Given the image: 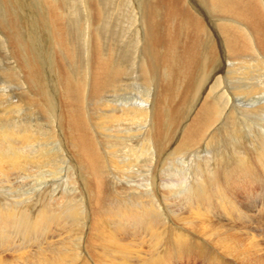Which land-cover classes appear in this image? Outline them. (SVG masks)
Wrapping results in <instances>:
<instances>
[{
  "label": "bare ground",
  "instance_id": "6f19581e",
  "mask_svg": "<svg viewBox=\"0 0 264 264\" xmlns=\"http://www.w3.org/2000/svg\"><path fill=\"white\" fill-rule=\"evenodd\" d=\"M42 1L43 0L39 1L40 4ZM132 1L135 2L136 9L132 11L131 7L125 11L122 9L123 13H121L122 16L123 14L127 15L128 13L130 15L131 13L132 17H130L132 20L134 19V26L136 23L138 24V27L136 28L138 31L133 32V38L132 40L130 39L132 41V46H129L130 49L127 47L126 48L128 50H125V47V49L123 47L120 48L122 36L118 39L116 31L112 32V39L100 36L101 40L104 38L105 40L113 41L114 38L115 42L110 44L108 47H102L99 38L96 43L94 41L87 43L86 47L90 51L89 56L91 57V60L94 59L93 62H89L91 67V76L89 81L86 77H84V81H81V79L77 80L76 76L78 77V73H71L70 76L66 75L64 78V87H62L65 95L63 102L64 107L59 114L62 115L65 113L64 116L65 119L67 118V128L71 129V131L73 130L75 134L70 135L72 136L70 139L62 140V143L60 140L61 138L59 137L60 139L58 140L60 141L58 143L59 145L60 143L62 144L60 152H62L63 155L65 153L69 161L63 160V158L60 157V162H58L59 157L52 158L48 156V145L54 143L53 140V143L52 141L51 143H47L45 141H50L51 138H53L50 133H47L50 137L46 136V134H41L42 130L36 131L34 129L31 130L27 126L25 127L22 123V118L17 116H7L8 121L6 122L12 123L2 126L4 121H0V175L7 182L12 180L16 183H20L21 181L28 182L31 181L29 179L44 181L45 178H48L44 174L41 175L44 168H48L50 170V175L48 176L53 178L54 176L59 175L58 173L60 169V172H63L65 167H68L69 165L75 172L74 176L77 178L76 183L80 185L79 190L84 195L85 203L88 195L90 194L89 202H91V204H86L88 208L87 215L91 216V212L98 215L96 219V226L98 227L97 239L100 242L99 249H104V252H106L108 257L106 264H108V262L111 264H138V261L136 260L137 258L134 256L138 253L136 248V252H134L133 249L131 251V248H134L132 246L133 244H130L134 240H132L131 236H134L133 238L138 239V241H145L146 237L150 240L153 256L150 254L151 258L148 259L147 262L145 260V262H142L141 264H164L173 253H177L178 255H188L195 252L200 255V253H206L205 251H207V247L215 244L216 242L219 246H224L226 252L233 260H241L243 263L244 261L245 263L250 261V264H257L254 262L256 260H253L252 255L249 254L251 253V250L249 249L251 245L247 244L249 241H244L235 234L237 226H228L221 222L217 223L213 215H208L207 213H205V215L198 214L195 212H201L200 210L202 208L205 209V207L213 208L214 205H216V202L219 201L217 204L222 210L227 212V217H232L234 215L239 217H249L251 215L250 214L248 216V212L244 213L241 205L239 204L240 206H238L237 200L233 198L232 195H228V191H231L229 183H233L235 187H239L236 190H243L242 185L240 184L241 180H249L250 182H253L259 179V172L264 175V130H261L264 129V125L259 124L261 122L260 117L264 116V99L262 100V103L260 101H258L257 105L255 103V106L249 105L245 107V109L253 110L252 113L258 116L259 122H255V120L251 119L248 114L249 120L245 119L246 121L235 118V112L241 108H239V104L234 105L233 110L229 108L230 101L225 100L227 88L226 90L221 89L222 92L219 97H213L211 98L212 100H210V97H207L202 103L199 104L198 102V104L192 109V111H194L193 115H186L183 108L187 109L188 103H190L192 99L195 100L197 98L195 97L197 94L200 95L201 92H205V88L209 86L210 82H212V87H210L209 94L212 95V92L220 89L221 80H227V72V75L229 74L231 80L236 78L237 80L242 81V84L240 83L241 86L246 85V87H249L246 89L239 88L238 92L245 91L248 93V96H255L264 92V88L262 90V88L255 84L253 80L262 79L264 85L263 66L261 65L262 68L260 69H256V67V70H251L255 64H253L252 67H249L248 64L251 60L254 61L257 59L258 64L264 65L262 61V59H264V8L262 6V0H207L217 15L214 16L213 21L211 20V24L207 22V19H204L201 13L198 12L192 4L189 5L188 0ZM43 2L44 5L46 4L49 6L48 8L52 12V17L53 13L58 15L57 11L59 8L55 1L50 0V4L48 0ZM85 2L86 12L90 13L93 18L92 12L88 7L89 0H85ZM12 4L18 7L20 12L24 15L26 13L24 8L20 7L19 3H13V0H0L1 13L7 20L10 19V23L7 24V31H10L13 27V30L18 29L15 28L12 23L11 17H14L13 10H15ZM103 8L105 7L103 6ZM98 12L101 13V11ZM101 15L102 13L99 16ZM210 16L212 15L210 14ZM120 18L122 17L120 16ZM52 19L55 30L57 29L59 32L56 36L57 47L63 51V55L67 56L74 66L76 65L75 67H78L79 70L82 69L83 66L78 60L80 57H77L78 50L76 51V48H73L76 45L73 41H71L73 38L70 39L68 33L63 31L60 25L56 23L54 17ZM129 20V18L125 20L124 24L128 25ZM213 24L217 27L218 34L213 29ZM116 26L114 29H118ZM65 28L67 29V27ZM136 33L143 36V46L138 49L141 50L142 59L140 57L139 58L141 60L138 57L134 59V61H138L137 67L139 69V77L137 78L138 81L141 82L144 89L147 87L152 89V94L149 92V97H147L146 100H143L140 98L144 97L142 96V90H139L140 94L137 98L140 101L134 100L135 102L132 103V101L129 102V100L121 105L123 110L119 113L111 111L109 114H103V109L101 110V108L105 105L100 104V109L95 112V115L92 112L89 113V119L91 120L90 122H95L93 125L98 127L100 129L99 131L103 132L108 131L111 127L126 128L124 131L122 130V132H120L124 136V138H121V136L120 139L127 142V149L129 150V154L132 158L131 160L133 161L125 165L117 162V144H111V146H109V152L107 150L106 152H108L107 158L111 169L122 174L124 172H129L133 177L142 173L140 169L143 166L140 165L141 161L145 158H150L152 163L155 162L156 164V162L159 163L160 157L165 154L166 148L164 149V143H167V141L164 140L162 132L164 121L169 120L168 122L172 126L179 124L182 126L185 124L177 147L172 149L169 153V156L172 159L171 161H177L180 163L181 170H174V173H178L180 175V179H177L176 181L179 187H177V190L173 191V187L171 189L164 186L162 190H166V192L164 191V193H160L159 190V195L155 194L154 197L152 196V198H150L149 196L144 200L142 192H146L148 194V192L152 189L150 186L153 188L156 187L155 190L159 189L160 186L158 181L149 183V180H143L141 185H139L141 186L139 188L129 179L132 177L127 175V173L125 177H120V189L129 188L130 190H133L135 194L129 196L128 199L125 198L126 200L121 201L119 199L109 201L107 196L112 193L106 190V180L108 177H104L106 174L105 166L107 161L104 160V156L96 145L95 139L97 137L94 139L91 135V130L85 119L86 114H84L85 112L82 102L83 98L96 97L98 98L99 103H102L100 97L103 93L106 91L114 92L116 87L119 88L121 86L120 84L123 83V79L127 76L125 75L127 69L130 71L131 68L132 71V65L129 63H131V55L134 56L132 51L135 50L136 47H134V45H136ZM220 41L221 43L223 42L222 46ZM115 43L118 48L117 52ZM49 45L50 47L52 46L50 43ZM256 51L261 54L262 59L257 57ZM81 53L83 52L81 51ZM12 54L14 55V53ZM39 59L41 60V58ZM239 59H242L243 61H239ZM123 60L125 64L127 63L126 66L124 64L121 66L120 62L122 63ZM236 61L239 62L236 63ZM134 64L136 65V62ZM250 65H252V63H250ZM38 68L39 64H36V66L34 65L31 67L30 71L27 72L29 75L32 74V77L38 81L37 86L39 96H44L46 100L55 102V88L51 89L47 85L48 80L45 73L48 72V69L46 68L45 72H43L40 68ZM128 74L130 75V73ZM37 75H41L42 78ZM245 81H248L247 84H245ZM44 83L46 84L44 85ZM57 91H59V89ZM198 98L200 99L201 97ZM59 100H62V98H59ZM32 105H34V103L29 105V107H31L30 112H28L29 114L34 110L32 109ZM19 106L15 105L13 109L9 110V113L13 111L19 113L20 110L22 111V107ZM39 106L45 109L43 103L39 102ZM164 109L167 110V113L164 112ZM239 112L237 113L239 114ZM223 114L226 116L225 121L223 120L224 124H221L220 127L218 126L219 128L217 130L214 129L213 132L209 134V131L220 122ZM57 118L61 117L59 116ZM247 120L252 121V124L249 125ZM15 121L17 122V125ZM61 122H63V119H61ZM180 126L178 127L181 128ZM257 132L260 133V138L252 136H256ZM206 136H209V143L211 145L207 143V149L205 151L200 152L199 149L197 151V148H200L201 150L200 145L203 144V140ZM133 139L142 140L141 144H139L137 148H135L133 143L132 146L134 147H129V143H131ZM124 145L125 144H121L120 148ZM35 149L38 151L35 152ZM126 153L128 154V152ZM189 154L190 156H188ZM118 156L120 157L121 154ZM127 156L128 155H126L125 158H128ZM171 161L169 160L167 162ZM132 162L137 164L140 163L139 166L141 168L137 167V164H130ZM152 163L150 162L149 164L151 165ZM196 163H202L203 165H199L198 168L194 169L193 165H196ZM150 165H146L144 167ZM82 173L87 174L90 178L87 180L86 178L88 176L86 175L85 177ZM115 175L113 177H116ZM175 175H171L170 173V178H175ZM161 176L163 175L161 174ZM68 177H66V179H69ZM159 178L161 177L159 176ZM263 178L264 177L261 179ZM63 179L62 181H64ZM73 181L74 179L71 177V183ZM193 181H197V183ZM53 184L51 186H53ZM67 186L69 187V185ZM73 186L75 188V185ZM161 186L163 187V185ZM167 191H171L173 193ZM127 192L128 191H126V193ZM167 195H172L174 198H181L184 200L183 202L188 203L187 206H189V209H187L188 212H190L192 219L189 220L191 217H188L185 218V220L189 222L188 225H191L190 228H192V230L187 231L183 227L177 225L178 223L170 219H164L163 211L161 212V208L163 209L164 207L163 205L160 206L158 204L160 203V199ZM231 197L234 200L233 202L229 199ZM16 198L18 199L17 196ZM19 198L21 199V197ZM74 198L78 199V196L77 198L74 196ZM105 198L108 199V201H106ZM10 204H6L5 201L4 203L0 201V249L8 250L12 253H14L13 251L15 250L18 251V254L15 256L16 259H19V262L15 261V264H79V262H82V257L80 260L79 256L76 254L75 245L77 244L78 239L76 230L83 222V208L72 206L69 201L65 207L61 204L63 209L60 210L59 208L60 212L56 209V207H54V204L51 205L49 203L40 204L38 207L35 206L34 208ZM176 204L177 203H175V206ZM195 222L198 225L194 224ZM195 226L201 227L204 231L207 230V232H203L202 234H205V238H208L209 240H203L194 235L193 231L198 229H196ZM89 228L90 223L87 224V229ZM208 231H212L213 234L209 235ZM64 235L67 236L63 238ZM14 237L18 238L14 239ZM19 239H21L22 242L18 241ZM53 241H56L57 243L55 244L60 246H53ZM241 241H244L247 246ZM166 244L171 246L170 250H163V247ZM28 248H32V252H28ZM218 248L219 247H217V249ZM27 249L28 251H26ZM96 250L97 248L93 251ZM161 252L164 256H161ZM90 254V256H92V253ZM85 257H88L87 253ZM203 260H205V256ZM212 262H219V260L213 259ZM220 264L222 263L220 262Z\"/></svg>",
  "mask_w": 264,
  "mask_h": 264
},
{
  "label": "rangeland",
  "instance_id": "374dc122",
  "mask_svg": "<svg viewBox=\"0 0 264 264\" xmlns=\"http://www.w3.org/2000/svg\"><path fill=\"white\" fill-rule=\"evenodd\" d=\"M39 1L40 0H13V3H19L20 7H23L25 12H26L25 15H24L23 13L20 12L18 7L14 6L12 4V6L15 8V10H13L14 17H11V18H12V23L15 26V28H18L17 30L16 29L13 30V28H14L13 27L10 31H7V29H8L7 28V24L10 23V19L7 20L6 17H4L3 14L0 11V121H4L2 126L9 125L12 122H10V123L6 122V121H8L7 120V118H8L7 116H11V117L17 116L19 118H22V120H23L22 123H23V125L25 127L27 126L31 130L34 129L36 131L42 130L41 134H44V135L46 134V136H49V137H50V135H52V137L54 139L51 138L50 141L49 140H45L47 143L48 142L51 143L52 140L54 141V143L52 141L53 144H49L48 145L49 151L48 152L46 151L48 156L52 157V158L59 157L58 158V162H60V160H59L60 157H62L63 160H68L69 161V159L65 155V153L63 155V153L60 152L61 151L60 148H62V144H61L62 140L70 139V137H72L70 135H74L75 134L73 132V130L71 131V129L67 128L68 125L66 124V119L67 118L65 119V116H64L65 113L62 114V115L59 114V113H61V111L63 110V107H64L63 106V102H64L65 95H64V92L62 90V87H64L63 86L64 85L63 84L64 80H65L64 78H65L66 75L70 76L71 73H78L79 74L78 77L76 76L77 80L81 79V81H84V77H86V79H88V81H89V78L91 76L90 63H91V61L93 62L94 59L91 60V57L89 56L90 55V51L86 47L87 43L91 42V41L92 42L94 41L96 43L98 38H99L100 42H101V46L102 47H108L110 44H113L115 42L114 38H113V41L105 40L104 38L101 40L100 36L101 37H109L110 39H112V32L116 31L117 34H118V37H117L118 39L122 36L121 42H120V48H122V47L126 48L127 47L128 49H130L129 46H132V41L131 40H132L133 35H134L133 32L138 31L136 29L138 27V24L136 23V25L134 26V24H133L134 23V19L133 20L131 19V17H132L131 13H130V15L128 13H127V15L123 14V16H122L121 13H123V10L125 11L126 9H128L130 7H131V11L135 10L136 9L135 8V2H133L132 0H99V1L98 0H89L88 7L90 8V11L92 12V15H93V18H92L90 13L86 12V2H85V0H60V1L59 0H53V1L56 2L57 6L59 8L58 11H57L58 15L53 13V17L55 18L56 23L60 25V27L63 29L64 32L66 31L65 33H68V36L70 37V39L73 38V39H71V41H73V43L76 44L73 48H76V51L78 50L77 51V54H78L77 57H80V59L78 58V60L81 62V65L83 66L82 69L79 70L78 67H75L76 65L74 66V64L71 63L70 59H68L67 56L63 55V51H61V49H59L57 47V38H56V36L58 35L59 32L57 31V29L55 30V28H54L53 19H52L53 18L52 17V12L48 8L49 7L48 5H46V4L44 5L43 4L44 3L43 1H45V0H43L41 2V4H40ZM48 2L50 4V0H48ZM188 2H189V5L192 4L193 7H195L198 10V12L201 13V15L204 17V19L205 20L207 19V22H209L210 24H211V20L212 21L214 20V16H217L215 14V12L213 11V9L211 8V6H210V4H209V2L207 0H191V1L188 0ZM109 3H110V6H109ZM31 6H32V8H31ZM45 6H46L47 9L45 8ZM103 6L105 8H103ZM262 6L264 8V0H262ZM107 7H110V8H107ZM120 9H121V12H120ZM98 11H101V13H102L101 16H99L101 13H99ZM96 12H97V14H96ZM129 12H130V10H129ZM210 14L212 16H210ZM119 15L122 18H120ZM118 16H119V18H118ZM205 17H207V18H205ZM29 18H30V20H29ZM128 18L130 19L129 20V24L125 25L124 24L125 20H127ZM19 19H21V20H19ZM96 19L97 20L99 19V20L97 21ZM123 24H124V26H123ZM106 25H107L108 29L106 28ZM120 25H121V27H120ZM64 26L67 27V29ZM115 26L118 27V29H114ZM213 26H214V24H213ZM125 28H127V29H125ZM213 29L218 34L217 27L214 26ZM136 37H137L136 41H135L136 45H134V47L135 46L136 47H135V50L132 51V54H134L135 57L133 55H131L132 56V57H130L131 63H129V64L132 65V71H131V68H130V71H129V69H127L126 74H125L127 76L123 79L124 81H123V83L120 84L121 86L119 88L116 87V89L114 87H112V88L115 89L114 92L106 91L105 93H103L102 96L100 97V99L102 100V103H99L98 98H96V97L83 98V102H82L83 108H84V112H85L84 114H86V118L85 119L88 122V126H89V128L91 130L90 131L91 135L93 136L94 139L97 137L95 139L96 145L100 149L102 155L104 156V160L107 161L106 162V166H105L106 167V174H105L104 177L105 178L108 177L107 178L108 181L106 180V182H107V189L106 190L110 191L112 193V194L107 196L109 201L110 200L111 201H113V200L115 201V200H119V199L121 201L122 200H126V199L129 198V196H132L133 194H135V192L133 190H130L129 188L120 189L119 180L121 178H123V176L125 177L127 173H128L127 175H130L132 177V178H129V179L131 181H133L134 184L137 185V187H139V188L141 187L139 185H141L143 180H149V183L150 182L154 183V182L158 181V184L160 186L159 189L155 190L156 187L153 188L152 186H150L152 188V189L150 188L152 192L150 191V192H148V194L146 192H142V194L144 195L143 196L144 200L146 198H148L149 196H150V198H152V196L154 197L155 194L159 195V190H160V193H164V191L166 192V190H162V188H164V186L169 187L171 189L173 187V191L177 190L178 189L177 187H179L176 181H177V179H180V175L178 173H174V170L175 169L177 171L181 170L180 163L177 162V161H171L172 159L169 156V153L172 151V149H175L177 147V145L179 143V140H180L179 138L181 137V134H182V131H183L182 129H183L185 124L182 125V126H180V124L172 126L168 122L169 120H165L164 121V126L162 128V132H163V135H164V140H166L167 143H164V149L166 148L165 149V154H163V156L160 157V161H161V158H162V161L161 162L159 161V163L156 162V164H155V162L152 163L150 158H145L144 160H146V161H144V160L141 161V165H140V163L139 164L133 163V162L130 163V164H137L138 165L137 167H139V168H141L140 166H143L142 167L143 169L142 168L140 169L142 171V173H140V174H142L144 176L138 174V175H135V177H133L129 172H127V173L124 172L122 174V173L116 172L115 170L111 169V167H110V165L108 163V158H107V155H108V152H109V146H111V144H117V147H118V152L116 150V157L118 159L117 162H119L120 164H124L125 165V164H128L129 162L133 161V160H131L132 158H131V156L129 154V150L127 149V147H128L126 145L127 142L120 139L121 136H122L121 138H124L123 134H121L120 132H122V130L124 131L126 128L124 129V128L111 127L108 131L103 132V131H99L100 129L98 127H96L95 125H93V124H95V122L92 123V122H90L91 120L89 119V117H90L89 113L92 112L95 115V112L100 109L99 108L100 104L105 105L104 107L101 108V110L103 109L102 110L103 114H109L111 111L119 113L120 111L123 110V108H121L122 104L128 102L129 100H130L129 102L132 101V103H134L136 100H138L137 96L140 94L139 90L140 91L142 90L141 91L142 92V96H144V97H140V98H142L143 100H146L147 97H149L150 93L152 94V89H150V87H147L146 89H144L143 86L141 85V82L138 81V78H137V77H139V72H138L139 69L137 67L138 66V61L137 60L134 61V59L136 57H138V58L142 57V55H141L142 53L140 52L141 50H138V49L142 48V46H143V42H142L143 36L140 35L139 33H136ZM34 40H35V42H34ZM53 40H54V42H53ZM49 43L52 45L51 47H50ZM222 43L220 41L221 46H222ZM115 47L117 48L116 43H115ZM127 48L125 50H128ZM117 50H118V48L116 49V52H117ZM81 51L83 53H81ZM12 53H14V55ZM256 55H257V57L259 59H262L261 58L262 56H261V54L258 51H256ZM38 57L41 58V60ZM240 60H242V59H239V61ZM239 61H236V63L239 62ZM262 61L264 63V59H262ZM68 62H69V64H68ZM135 62H136V65L134 64ZM41 63H43L44 65L41 64ZM250 63H252V65H250ZM250 63L248 62L249 67H252L253 64H255L254 67H252L251 70L260 69V68H262V66H263V69H264V65L263 64H258L257 59H255L254 61L251 60ZM36 64L37 65L39 64V68L43 72H45L46 68L48 69V72L45 73L46 74V78L48 80V84L47 85L51 89L55 88L54 89L56 91L55 102H50V101L46 100L44 98V96L43 97L39 96L38 86H37L38 81L35 80L32 77V74L29 75V73H28L30 71L31 67H33L34 65L36 66ZM45 64H46V67H45ZM88 64H89V66H88ZM120 64H121V66L123 64L125 66L127 65V63L126 64L124 63V60L122 61V63L120 62ZM259 65H260V67H259ZM115 66H117V65H115ZM61 72H62V74H61ZM84 73H85V75H84ZM128 73H130V75ZM227 73H226L227 80L226 79H222L221 80L220 89H217L214 92H212V95L209 94L210 87H212V84H211L212 82H210L209 86H207L205 88V92H203V93L201 92L200 95L197 94L195 96L197 98L195 100L192 99L191 102L188 103L187 109L183 108L184 112H186V115H193L194 111H192V109L198 104V102H199V104L202 103L203 100L206 99L207 97H210V100H212L211 98H213V97H219L221 92H222V90H224V89L226 90V88H227L225 100L230 101L229 108L233 110L234 109L233 106L234 105H238V104H239L238 105L239 108H241V109L237 110V112L240 111L239 114L237 112H235V114H234L235 118H237L239 120H242V121H246L245 119L249 120V117H250L251 119H254L255 122H259L258 116H256L254 113H252L253 110L245 109V107H247L249 105L250 106H252V105L255 106V103L257 105L258 101H260L262 103V100L264 99V92L261 93V94L255 95V96H251V95L248 96V93L245 92V91H239L238 92L239 88H245L246 89V88H249V87L248 86L246 87V85L241 86L242 81L237 80L236 78H233L231 80L229 74L227 75ZM25 74H27L28 76L25 75ZM37 76L42 78L41 75H37ZM253 80H254V83L257 84L259 87H261L262 90H263V88H264L263 80L262 79H260V80L253 79ZM247 82L248 81H245V84H247ZM45 84L46 83H44V85ZM112 88H109V89L114 90ZM202 88H203V85H202ZM58 89H59V91H57ZM50 91H52V90H50ZM116 91H118V92H116ZM120 91H122V92H120ZM222 95H224V94H222ZM198 97H201V98L199 99ZM248 97H250V98H248ZM251 97H254V98H251ZM59 98L60 99L62 98V100H59ZM117 100H118L119 103L117 102ZM138 101H140V100H138ZM39 102L44 104L45 109L41 108L39 106ZM33 103H34L35 106L32 105V107H33L32 109H34V110L29 114L28 112H30V108H31V107H29V105H31ZM106 103H107V105H106ZM18 104L22 107V111L20 110L19 113L18 112H14V111L9 113V110L13 109V107L15 105L19 106ZM60 105L62 106V108H61ZM243 106H244V108H243ZM164 112L167 113V110L164 109ZM247 114L249 115V117H248ZM59 116L61 118H57ZM224 116L225 115L223 114V117L221 118L220 122L213 129H211L209 131V134L211 132H213L214 129L217 130L221 126V124H224V121L226 119V116L225 117ZM189 118H191V117H189ZM61 119H63V122H61ZM260 120H261V122L259 124L260 125H262V124L264 125V116L263 117L261 116ZM15 123L17 125L16 121H15ZM15 123H14V125H15ZM248 124L251 125L252 121H248ZM178 126H180L181 128H179ZM261 130H264V129H261ZM60 131H62V132H60ZM97 131H99V132H97ZM178 131H179V133H178ZM58 132H59V134H58ZM47 133L48 134L50 133V135H48ZM167 135H169V136H167ZM259 135H260V133L257 132L256 136H254V135H252V136L256 137V138H260ZM174 137H175V140H174ZM206 137L203 140V144L200 145L201 146V150H200V148H197L196 149L197 151L199 149V151L202 152V151H205L207 149V143L208 144H210V143H209V138H208L209 136H206ZM115 138H117L118 140L115 139ZM58 139L61 140L60 145L58 143L60 140H58ZM141 142H142V140L133 139L132 142L129 143V147H131L132 143H133L135 148H137L138 145L141 144ZM121 144L122 145L125 144V145L122 146V148H120ZM167 145H170V146H167ZM204 145H205V147H204ZM134 146H132V147H134ZM35 150H36L35 152L38 151L37 149H35ZM106 150L108 152H106ZM119 150H120V152H119ZM126 152H128V154ZM119 154H121L120 157L118 156ZM125 154L128 155L127 156L128 158H125V156H126ZM188 156H190V154ZM122 157H123V159H122ZM169 160L171 162H167ZM148 162L149 163L151 162L152 164L150 165ZM185 162H187V161H185ZM166 164H167V166H166ZM176 164H177L178 167L176 166ZM146 165H150V166L144 167ZM158 165H159V167H158ZM199 165H203V164L202 163H196V165L195 164L193 165V168L194 169L198 168ZM151 166H154V167H151ZM68 167L70 168L69 165H68ZM68 167L66 166L65 169L63 170V172H60L61 171V169H60L58 174L59 175L61 174V175L60 176L56 175L53 178L48 176V175H50V170L48 168H44L43 171L41 172V175L44 174L45 176L48 177V178H45L44 181H39L37 179H29L31 181H28V182L27 181L26 182L21 181L20 183H16L14 180H12L10 182H7L0 175V201L3 202V203L5 201L6 204H10L11 203L10 205L26 206L28 208H34L35 206L38 207L40 204H48L49 203L51 205L54 204V207H56V209L58 211H59V208H60V210H62L63 207H65L67 202L69 201V203L72 206H76L78 208H83L82 209L83 214H84L83 215V219H82L83 222H82V225L80 227H78L77 230H76L77 234H78V239H77V244L75 245V250H76V254L79 256L80 260H81V257H82V262L81 263L79 262V264H90V262H91V264H93L95 262H96L95 264H101V263L102 264H106V262L108 260V257L106 255V252H104V249L103 250L99 249L100 242L97 239V237H98V227L96 226L97 225L96 219H97L98 215L93 213V212L90 213V215L92 217L87 215L88 208H87L86 204H88V203L91 204V202H89L90 194L88 195V198H87L88 200L85 198L86 199V203H85L84 202V195L79 190L80 189L79 188L80 185L78 183H76V179L77 178H76V176H74L75 172L72 170V168L69 169ZM162 167L163 168L164 167H168V168H164L165 169L164 170ZM169 167H171V168H169ZM149 171H151V172H149ZM160 173L163 176H161ZM170 173H171V175H175L176 174L174 176L175 178H173V177L170 178ZM82 174H84V173H82ZM156 174H157V176H156ZM258 174H259V177H258L259 179H257L256 181H253V182H250L249 180H246V181L245 180H241L242 182L240 181V184L242 185V188H243L244 191L243 190H236L239 187H235L233 183H231V184L229 183V186L231 187L230 188L231 191L230 190L228 191V195H232V197L237 200L238 206L241 205V208L243 209L244 213L248 212L249 213L248 216L251 214L249 217H243V216L239 217V216H235V215H234L235 217L234 216L227 217L226 216L227 212L225 210H222L219 207V205L217 204V203H219L218 200H217L218 202H216V205H214L213 208L205 207L206 210L202 208L200 210L201 212L196 211L195 213L204 214V215H205V213H207L208 215H213V217L215 218L217 223L221 222V223H224L225 225H228V226H232V225L233 226H237V228L235 230V234L237 235V237L242 238V240H244V241L248 240L249 241L247 243L248 245H251L249 247V249L251 250V253H249V254L252 255L253 260L257 261V262L256 261H254V262L257 263V264H264V260H263L264 259L263 258V256H264V249H263L264 248V223H263V221H264V218H263L264 217V184H262V183H264V178L261 179L262 177H264V175H262L260 172ZM84 175L86 177L87 174H84ZM114 175L116 177H113ZM159 176L161 178H159ZM66 177H68L70 180L66 179ZM71 177L74 179V181L72 183H71ZM156 177H157V179H156ZM89 178H90V176H88L86 179L88 180ZM191 178H192V175H191ZM49 179H50V181H49ZM62 179L64 181H62ZM192 180H193V178H192ZM57 181H58V184H57ZM247 181L249 182V184H248ZM193 182L197 183V181H193ZM53 183H55V184H53ZM52 184H53V186H51ZM67 185H69V187ZM73 185H75V188H74ZM161 185H163V187ZM114 188H115V190H114ZM133 189H134V187H133ZM72 190H75V191H72ZM251 190H253V191H251ZM115 191H116V193H115ZM126 191H128V192L126 193ZM130 191H132V192H130ZM247 191H249V192H247ZM167 192H171V191H167ZM122 193H123V195H122ZM171 193H173V192H171ZM2 195H3L4 199H3ZM13 195H15V196H13ZM117 195H119L120 197L117 196ZM16 196L18 197L19 200L16 198ZM74 196L76 198L78 196V199H75ZM19 197H21V199ZM165 197H167V198H165ZM165 197L160 199V203L158 201V203H159L158 205H160V206L163 205V207H164L163 209L161 208V212L163 211V214H164V219L165 220L170 219V220L178 223L177 225L183 227L187 231L192 230V228H190L191 225L190 224L188 225L189 222H187L185 220V218L191 217L190 212H188V209H189V206H187L188 203L183 202L184 200L181 199V198L175 197L176 198L175 199L174 196H172V195H167ZM232 197L229 198L231 200V202L234 201ZM59 198H60V200H59ZM108 199L105 198L106 201H108ZM70 201H72V202H70ZM175 203H177L176 206H175ZM61 204H62L63 207L61 206ZM166 208H167V210H166ZM164 211H165V213H164ZM93 215H94V217H93ZM181 219H182V221H181ZM190 219H192V217L189 218V220ZM88 223H90V228L89 229H87V224ZM194 224H197V223L195 222ZM258 224H260V225H258ZM195 227H196V229L197 228L198 229L193 231L194 235H196L198 238H201L203 240L204 239L209 240L208 238H205V236H206L205 234H202L203 232H207V230L204 231L201 227H197V226H195ZM208 233H209V235L213 234L212 231L211 232L208 231ZM66 236L67 235H64L63 238H65ZM94 237H95V239H94ZM133 237L134 236H131L132 240L134 239L133 241L134 242L137 241V242L134 243L132 241L131 243L130 242L129 243L131 245L133 244L132 246L134 247V248H131V251L133 249L134 252H136L135 251V248H136L137 252L139 253V254L137 253V254L134 255L135 258H137L136 260L138 261V264H141L142 262L144 263L145 260L147 262L148 259H150L151 256H153V250H152V248L150 246L149 238L146 237L145 241H140V240L138 241V239H135ZM15 238H18V237H14V239ZM211 239H212V237H211ZM18 241L22 242L21 239H19ZM244 241H241V242L244 245L247 246V244H245ZM141 242L144 244V246H143V244ZM53 243H54L53 246L56 247L57 244H55V243H57V242L53 241ZM216 243L211 245V246H209V247H207V251H205L206 253H200L201 256L199 254L195 253V252L192 253V254H188V255H178L177 253H173L172 256L169 259L167 258L168 260L165 261L164 264H208V263L209 264H220V262L222 264L223 263L224 264H250V261L248 263L247 262L245 263V261H244V263H243V261H241V260H233L231 258V256L226 252V250H225L224 246L222 245V243H221L222 246H219V244L217 243L218 244L217 245ZM259 245H260V247H259ZM59 246H57V247H59ZM145 246H146V248H145ZM216 246L219 247V248L217 249ZM95 248H97V250L93 251V250H95ZM28 249H29V251H28ZM28 249L26 250L28 252H32V250H33L32 248H28ZM164 249L165 250H170L171 246L166 244L163 247V250ZM7 251L8 250H1L0 249V255H1L0 256L1 257L0 258V264H15L16 263L15 261L19 260V259H16V256H15L16 254H18V251L15 250L16 252L13 251L14 253H12L11 251H8V252ZM134 252H132V253H134ZM24 253H26V252H24ZM86 253H87L88 257H85ZM90 253H92V256H90L91 255ZM21 254H23V253H21ZM95 254L98 255V256H96ZM150 254H151V256H150ZM139 255H140V257H139ZM162 255L164 256V254L161 252V256ZM13 256H15V257H13ZM204 256H205V260H203ZM83 257H85V258H83ZM93 257H94V259H93ZM98 257H99V259H98ZM11 259H13V260H11ZM103 259H105V260H103ZM143 259H144V261H143ZM213 259H217V260H219V262H212ZM237 262H239V263H237ZM108 264H111V263L108 262Z\"/></svg>",
  "mask_w": 264,
  "mask_h": 264
}]
</instances>
